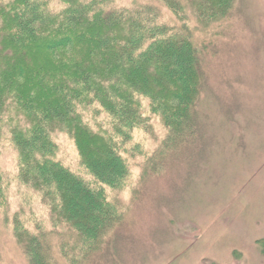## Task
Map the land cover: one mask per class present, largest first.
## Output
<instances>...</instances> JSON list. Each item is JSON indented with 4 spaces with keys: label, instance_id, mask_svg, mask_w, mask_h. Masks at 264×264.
<instances>
[{
    "label": "trees",
    "instance_id": "obj_1",
    "mask_svg": "<svg viewBox=\"0 0 264 264\" xmlns=\"http://www.w3.org/2000/svg\"><path fill=\"white\" fill-rule=\"evenodd\" d=\"M57 1L0 0V138L9 134L17 152L19 181L86 253L120 220L103 186L127 176L122 147L133 130L148 131L155 114L167 147L192 132L200 58L189 26L168 24L161 7L210 22L233 0ZM55 132L73 141L96 187L56 159ZM13 234L29 264H54L41 229L15 222Z\"/></svg>",
    "mask_w": 264,
    "mask_h": 264
},
{
    "label": "rangeland",
    "instance_id": "obj_2",
    "mask_svg": "<svg viewBox=\"0 0 264 264\" xmlns=\"http://www.w3.org/2000/svg\"><path fill=\"white\" fill-rule=\"evenodd\" d=\"M161 16L170 25L185 22L198 50L192 132L167 147L155 114L148 131L133 130L122 147L127 176L118 187L103 186L120 220L86 253L65 225H52L40 194L19 181L17 152L3 135L0 264H29L15 222L43 231L54 264H264V0H233L219 21L187 8L183 21L163 7ZM53 139L56 159L96 187L73 141L63 132Z\"/></svg>",
    "mask_w": 264,
    "mask_h": 264
}]
</instances>
